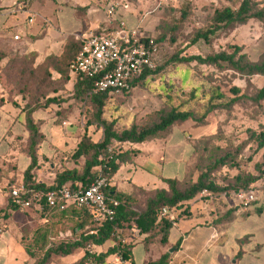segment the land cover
I'll return each mask as SVG.
<instances>
[{"label":"rangeland","instance_id":"rangeland-1","mask_svg":"<svg viewBox=\"0 0 264 264\" xmlns=\"http://www.w3.org/2000/svg\"><path fill=\"white\" fill-rule=\"evenodd\" d=\"M144 1L146 0H142L143 6L139 5L138 9L133 10V6L130 8L136 15L148 14L151 20L150 27L153 29L148 35L157 41L161 35L165 38L164 41L157 43L158 52L154 62L156 72L134 85L130 92L113 95L106 100L102 119L106 122L115 121L117 132L132 124L151 126L157 121V112L161 109L173 107L202 114L213 89H218L219 93L230 99L232 96L229 90L232 88L238 89L241 95L252 97L264 86V75L247 78L236 74L225 64L216 68L196 63L176 62L179 58L189 56L206 57L220 52L230 54L233 46L241 48V54L245 55L249 62L264 61V0H248L252 13H262L260 20L252 19L244 25H234L220 30L209 38L208 43L201 40L193 43V39L197 32L209 29L213 12L224 8L236 10L244 0H151V3ZM134 26L132 25V28ZM51 76L52 79H56L55 75ZM72 84L70 79L66 85L56 82L48 85L44 83L40 91L41 95L57 97L55 98L57 103L37 111L32 116L34 121L38 119L36 126L46 137L37 151V165L33 170L32 180L44 187L52 186L56 174L63 170L81 169L83 159L74 161L71 155L83 135L94 143L101 138V130L90 125L94 118L87 100L71 98ZM10 101H15L13 102L15 108L7 106L0 109V159H4L10 153L13 154L10 155V172L8 171L9 176L6 179L9 187L18 186L21 181V175L15 172L14 160L16 159L19 173H22L30 162L28 157L22 154L25 146L21 137L25 134L23 117H18L13 110L21 109L24 104L19 96L10 98ZM7 131L10 132L9 135L6 134ZM177 131L182 134L186 142L185 181L180 185V190L188 180L190 182L195 179L196 167L198 170L203 169L215 159L231 154L234 156L232 168L229 162L212 174L214 183L222 188L232 184L236 175L256 174L253 166L261 162L264 149L255 151L256 145L249 140L248 132L264 133V103L254 105L248 100H242L228 110L216 109L208 114L202 123L187 121L176 124L168 133ZM13 138L16 156L10 149ZM124 148L128 146L125 145ZM145 169L137 168L135 178H138L140 172L142 175L154 178L161 173L159 165L153 170ZM92 171L97 172V169L94 168ZM176 171L177 166L170 165L161 176L170 174L167 178L172 179ZM182 178L183 173L178 180ZM135 182L138 183V180L135 179ZM154 184L155 187L160 186L157 181H154ZM155 187L149 185L144 190L139 188L134 192L132 207L136 213L144 210L146 202L153 197ZM164 189H167L166 186ZM254 190L257 193V201L251 206H258L264 199V178L254 185ZM205 200L209 199L196 197L194 201L197 203ZM216 200L218 205L214 213L219 214L226 206H223L218 198L212 199L214 203ZM14 217V226L21 233V244L33 255V258L50 246L74 240V236L79 233V229L73 232L76 218L71 211L44 214L30 209L19 211ZM234 223L235 221L226 226L228 236L234 232ZM133 230H135L134 224L130 223L123 231V237L131 238L134 235ZM239 230L247 234L240 235L237 241L239 247L247 253L245 257L251 258L260 254L259 262L262 263L264 211L259 216L248 217L243 228ZM256 244L260 245L257 249ZM105 248L103 247L102 250H106ZM83 253L84 250H79L73 256L66 257L63 262L62 259L55 258L53 264H72L78 261ZM143 255L144 249L140 245L131 249L134 264H139ZM32 262L33 260L31 264Z\"/></svg>","mask_w":264,"mask_h":264},{"label":"trees","instance_id":"trees-1","mask_svg":"<svg viewBox=\"0 0 264 264\" xmlns=\"http://www.w3.org/2000/svg\"><path fill=\"white\" fill-rule=\"evenodd\" d=\"M261 17L262 13H252V7L248 0L242 1L236 10L231 8L215 10L211 17L209 29L204 32H197L193 43L200 40L208 43L209 38L220 30L228 29L234 25H244L252 19L260 20ZM164 38L161 35L158 41H164ZM158 41L157 39L155 40L156 44ZM81 46V42L69 38L60 56L49 57L43 64L38 65L34 64L32 56L10 58L4 51L0 50V64L3 60H6L5 66L0 68V81L3 80L7 89V96L5 99L0 100V106L7 101L15 108V103H13L15 101L11 102L10 98L17 96L20 97L24 104L19 109L20 113L24 114V129L27 137L22 150L30 162L21 174V185L27 191H51L65 184L71 190L83 189L99 178H104L109 184L119 167L123 164L131 163L138 155L136 150H131L129 147L124 148L125 145H137L150 140L164 139L174 125L187 121L202 123L206 116L216 109L228 110L242 100H248L254 105L264 103V86L258 89L252 97L241 95L238 89L232 88L229 90V94L232 96L230 99L219 93L218 89H213L202 114L173 107L161 109L157 112V121L151 126L132 124L128 128L117 132L115 130V121L106 122L102 119L105 102L113 95L108 92L94 93V79L84 76H72L70 74L69 65L80 52ZM231 50L232 53L230 54L220 52L206 57L189 56L179 58L176 62L179 64L196 63L197 65L216 68L225 64L236 74L247 78L264 75V61L252 63L247 60L245 55L241 54V48L233 46ZM155 72L156 67L152 70L144 71L142 75L131 82V86L133 87L137 83L144 81ZM52 73L58 77L52 79ZM69 79L73 82L71 98L80 101L87 100L92 108L94 118L93 123L90 125L101 130V138L94 143L89 137L83 135L71 155L74 161L83 159L81 169L63 170L61 173L56 174L52 186L44 187L34 183L32 180L33 170L37 165V151L41 143L46 140L44 134L36 126L32 116L37 111L47 109L57 103L55 99L57 97H48L46 94L41 95L40 91L44 83L48 85L56 82L66 85ZM248 138L255 143L256 152L264 149L263 132L255 133L249 131ZM232 160H234L233 155L225 154L223 157L215 159L206 165L203 169L198 170L196 167L195 179L190 182L188 180L182 190H180V185L185 181V177L181 181L163 179L162 183L167 189L154 190L153 197L146 202L144 210L140 213H136L133 210L132 195L117 193L114 188L108 185L103 193L107 198L117 201L118 206L114 209L113 218L110 221L105 220L99 225L94 221V214L91 210L77 209L73 205H67L63 210H60L58 207H47L42 204L40 211H34L43 212L44 214L71 211V214H75L76 224L73 232L79 229V233L74 236V240L50 246L42 253H38L39 256L37 257L33 258V255L25 249L26 253L29 259L33 260L32 264H53L55 258L60 260L73 256L79 250H84V253L78 261L72 264H106L105 260L110 256H117L121 261H127L132 245L123 242L122 233L129 227L130 223L134 224L135 229L144 237L145 241L155 240L164 244L172 223L166 218L158 219L157 213L159 209L165 207L174 211L179 210L180 215H183L187 213V209H183L186 206L185 204L194 200L202 191H208L213 195L214 199H219L220 196L228 195L231 192L254 190V185L264 178V152L261 155V162L253 166L255 175L249 173L236 175L232 184L220 188L212 180V174L217 169L225 167L229 162V166L232 168ZM94 168L97 169V172L93 173L92 170ZM263 205L264 199L261 206L254 210V213L259 215L262 212ZM10 211L20 210L12 205L11 199L7 194V206L3 211H0V220H7L10 217ZM232 212V210L226 211L213 222L224 223L230 221ZM106 243H111L112 245L105 252L98 255L90 254L86 251L87 247H101ZM179 243L173 247L175 250L178 248ZM169 257L170 255L165 253L158 260L147 264H167Z\"/></svg>","mask_w":264,"mask_h":264},{"label":"crops","instance_id":"crops-1","mask_svg":"<svg viewBox=\"0 0 264 264\" xmlns=\"http://www.w3.org/2000/svg\"><path fill=\"white\" fill-rule=\"evenodd\" d=\"M144 2L151 3V0ZM139 5L143 6L142 0H0V50L10 58L32 56L34 64L38 65L43 64L49 57L60 56L69 38L82 43V40L90 34L114 32L119 29L120 23L124 24V29L127 31L135 30L150 36L148 34L153 29L150 27L151 20L148 14H134V8L138 9ZM130 6H133V10ZM132 25H135L134 28ZM14 37L17 39L14 40ZM5 64L6 60H3L0 68H3ZM52 74L56 78L58 77L56 74ZM6 96L7 89L1 80L0 100L5 99ZM7 106L13 108L10 103L5 101L0 109ZM13 110L18 117H23L24 126V114H21L20 110ZM9 133V131L6 132L7 135ZM21 137L25 142L26 132ZM13 142L14 138L10 143V149L16 156ZM128 147L131 150H136L138 155L131 163L121 165L110 180L109 186L114 188L117 193L133 196L139 188L144 190L149 185L155 187L154 181L160 184L155 189H164L165 185L162 180L169 179L167 177H170V174L164 177L161 175L170 165L177 166V171L172 179L181 181L178 180V177L182 173V179H184L186 142L180 132H171L164 139L150 140L142 144L128 145ZM10 155L13 154L10 153L4 159H0V211H3L7 206V191L11 187L6 180L10 172ZM14 161L15 172L21 175L23 172L17 171L16 159ZM158 165L161 173L155 177L156 179L142 175L141 172L138 178H135L137 168L153 170ZM135 179L138 180V183L135 182ZM20 184L21 181L18 185ZM197 197L201 198L200 195ZM194 200L185 204L183 209H187V213L183 216L180 215L179 210L174 212L175 220L164 244L155 240L145 241L136 229L133 230L134 235L131 238H123V242L132 245L129 259L125 262L134 264L131 249L140 245L144 249V255L139 264L154 262L165 253L170 255L167 264H264V261L259 262L260 254L251 258L245 257L247 253L237 244L238 237L246 233L239 229L243 228L248 217L257 215L254 210L260 207L261 203L242 211L220 196L218 200L226 208L218 214V212L214 213L218 205L217 200L215 203L212 199L197 203ZM228 210L233 211L230 221L213 222ZM17 212L19 211H10V217L7 220H0V264H31V260L21 244V233L14 226V215ZM234 221V232L228 236L226 226ZM178 242H180L179 246L175 250L173 247ZM111 245V243H106L101 247H91L92 253L94 255L103 253L106 250L103 251L102 248L106 247L105 249H107ZM255 246L257 249L260 245L256 244ZM170 250H173L171 254ZM64 259L66 258L61 261L63 262ZM105 262L106 264H121L123 261L117 256H110Z\"/></svg>","mask_w":264,"mask_h":264},{"label":"built area","instance_id":"built-area-1","mask_svg":"<svg viewBox=\"0 0 264 264\" xmlns=\"http://www.w3.org/2000/svg\"><path fill=\"white\" fill-rule=\"evenodd\" d=\"M110 14V13H109ZM17 37H14L16 40ZM158 45L151 36L139 31H127L120 23L119 29L112 33L90 34L82 40L81 50L72 63L69 71L72 76H84L94 79V93L108 92L110 95H122L131 91V82L144 71L155 67ZM109 184L99 178L86 188L71 190L67 184L51 191H27L21 184L11 186L8 195L14 207L20 211L41 210L42 204L47 207H58L63 210L67 205L77 209H88L94 214V221L99 225L111 220L118 202L107 198L103 191ZM256 191L246 190L229 193L222 197L239 210H246L256 201ZM201 198L213 199L208 191H202ZM174 210L159 209L158 218H166L173 223ZM86 251L92 253V248ZM121 264H128L123 261Z\"/></svg>","mask_w":264,"mask_h":264},{"label":"water","instance_id":"water-1","mask_svg":"<svg viewBox=\"0 0 264 264\" xmlns=\"http://www.w3.org/2000/svg\"><path fill=\"white\" fill-rule=\"evenodd\" d=\"M173 252V250H170L169 253L171 254Z\"/></svg>","mask_w":264,"mask_h":264}]
</instances>
